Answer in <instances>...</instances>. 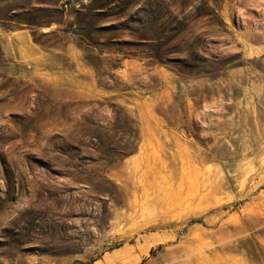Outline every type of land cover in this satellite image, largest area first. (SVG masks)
<instances>
[{
  "label": "rangeland",
  "instance_id": "1",
  "mask_svg": "<svg viewBox=\"0 0 264 264\" xmlns=\"http://www.w3.org/2000/svg\"><path fill=\"white\" fill-rule=\"evenodd\" d=\"M246 202L264 0H0V264H264Z\"/></svg>",
  "mask_w": 264,
  "mask_h": 264
},
{
  "label": "crops",
  "instance_id": "2",
  "mask_svg": "<svg viewBox=\"0 0 264 264\" xmlns=\"http://www.w3.org/2000/svg\"><path fill=\"white\" fill-rule=\"evenodd\" d=\"M4 37L6 41L11 42L16 55L21 59L33 58L41 51L40 46L33 40L32 34L26 28L4 33ZM244 207L245 211L256 214V211H263L264 202H246Z\"/></svg>",
  "mask_w": 264,
  "mask_h": 264
}]
</instances>
